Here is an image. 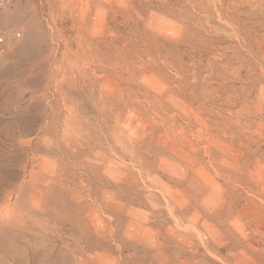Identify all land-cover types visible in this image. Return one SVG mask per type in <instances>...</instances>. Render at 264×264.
I'll list each match as a JSON object with an SVG mask.
<instances>
[{
	"label": "rangeland",
	"instance_id": "1",
	"mask_svg": "<svg viewBox=\"0 0 264 264\" xmlns=\"http://www.w3.org/2000/svg\"><path fill=\"white\" fill-rule=\"evenodd\" d=\"M0 35V264H264V0H11Z\"/></svg>",
	"mask_w": 264,
	"mask_h": 264
},
{
	"label": "bare ground",
	"instance_id": "2",
	"mask_svg": "<svg viewBox=\"0 0 264 264\" xmlns=\"http://www.w3.org/2000/svg\"><path fill=\"white\" fill-rule=\"evenodd\" d=\"M1 36V35H0ZM19 143H20V145H23L24 143H27L28 145H30V143H31V139H29V140H26V141H22V140H19ZM22 147V146H21ZM23 147H24V145H23ZM27 153H29V157L28 158H31V157H33L34 156V154H33V152L28 148L27 149ZM31 155V156H30ZM27 163L26 164H24V166H23V168H24V172H27ZM21 185V184H20ZM21 187L17 190V191H13V190H9V192H8V194H9V196H12L14 193H15V197H16V199H19L20 197H21V195H23V194H21L20 192H22L21 190ZM6 193H7V191H6ZM21 194V195H20ZM35 196V195H34ZM33 196V199H31L32 201H30L31 202V205L30 206H33V204H36L35 202H36V198ZM42 197H44L43 195H42ZM10 199V198H9ZM23 199V198H22ZM44 199V198H43ZM43 201V200H42ZM17 202V201H16ZM22 202V201H21ZM33 203V204H32ZM42 203V202H41ZM14 204V203H13ZM8 205V204H7ZM24 205V204H23ZM8 206H10V205H8ZM14 207H15V204H14ZM4 208V207H3ZM6 208H8L7 206H6ZM27 208V205L25 206V209ZM10 209H11V207H10ZM17 209V208H16ZM19 209V208H18ZM23 209H24V207H23ZM45 209V208H44ZM12 210H13V208H12ZM28 210V209H27ZM29 215L30 214V212H26L25 213V215ZM23 214H22V212L19 210V211H13V213H11L10 214V211L9 210H7V209H4V211L3 212H0V218L2 219V220H4V221H6L7 222V220H9L10 222H12V220L14 221V219L16 218L17 219V221H16V219H15V223H12V224H16V222L18 223V226H20L21 224H20V222L21 221H19V217H23L22 216ZM26 218V217H25ZM79 219V218H78ZM25 221V220H24ZM23 221V222H24ZM26 222L27 221H25V224L23 225V226H26V227H29L30 228V226L29 225H27L26 224ZM77 222H79V221H77ZM20 224V225H19ZM52 226V225H51ZM20 227H22V226H20ZM64 233V232H63ZM84 241V240H83ZM65 244H66V242H65ZM71 251V250H70Z\"/></svg>",
	"mask_w": 264,
	"mask_h": 264
},
{
	"label": "built area",
	"instance_id": "3",
	"mask_svg": "<svg viewBox=\"0 0 264 264\" xmlns=\"http://www.w3.org/2000/svg\"><path fill=\"white\" fill-rule=\"evenodd\" d=\"M11 4V0H0V7L8 6ZM2 39L0 38V42Z\"/></svg>",
	"mask_w": 264,
	"mask_h": 264
}]
</instances>
